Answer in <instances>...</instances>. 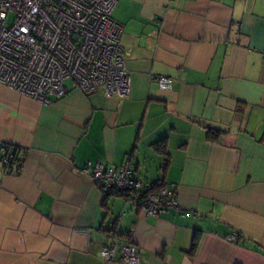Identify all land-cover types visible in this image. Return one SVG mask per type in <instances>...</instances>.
<instances>
[{
    "label": "crops",
    "instance_id": "0c3cea01",
    "mask_svg": "<svg viewBox=\"0 0 264 264\" xmlns=\"http://www.w3.org/2000/svg\"><path fill=\"white\" fill-rule=\"evenodd\" d=\"M112 18L127 98L67 82L44 105L0 84V148L23 152L0 164V264H120L101 258L112 238L140 264H264V0H119ZM97 162L177 208L106 199L83 174Z\"/></svg>",
    "mask_w": 264,
    "mask_h": 264
},
{
    "label": "built area",
    "instance_id": "2783aa9c",
    "mask_svg": "<svg viewBox=\"0 0 264 264\" xmlns=\"http://www.w3.org/2000/svg\"><path fill=\"white\" fill-rule=\"evenodd\" d=\"M118 1L0 0V84L44 105L49 97L65 95L67 82L85 95L100 91L105 97L127 98L130 78L119 45L122 28L112 18ZM155 82L163 90L172 83L164 76ZM21 154L19 148L1 146L6 174L20 167ZM83 174L100 190L129 196L145 215L158 217L177 208L174 190L143 186L129 164L113 168L97 162ZM115 255L120 264H140L134 246L112 238L101 258L108 262Z\"/></svg>",
    "mask_w": 264,
    "mask_h": 264
},
{
    "label": "trees",
    "instance_id": "16d2710c",
    "mask_svg": "<svg viewBox=\"0 0 264 264\" xmlns=\"http://www.w3.org/2000/svg\"><path fill=\"white\" fill-rule=\"evenodd\" d=\"M215 136H216V133L209 132V137H215ZM158 187H155L153 190H155ZM101 192L103 193V195L105 196L106 199L111 197V196H120V197H125V198L129 197V196L125 195V194H121V193L113 191V190H106V191L101 190ZM194 247L195 246H193V249H194Z\"/></svg>",
    "mask_w": 264,
    "mask_h": 264
},
{
    "label": "rangeland",
    "instance_id": "374dc122",
    "mask_svg": "<svg viewBox=\"0 0 264 264\" xmlns=\"http://www.w3.org/2000/svg\"><path fill=\"white\" fill-rule=\"evenodd\" d=\"M10 19H12V16H9V19H8V21H9Z\"/></svg>",
    "mask_w": 264,
    "mask_h": 264
}]
</instances>
